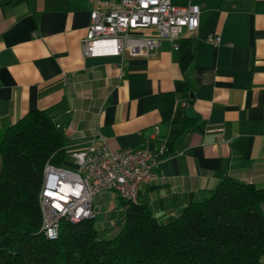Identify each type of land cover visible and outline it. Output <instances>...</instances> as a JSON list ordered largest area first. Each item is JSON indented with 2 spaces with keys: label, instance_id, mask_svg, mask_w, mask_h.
Here are the masks:
<instances>
[{
  "label": "crops",
  "instance_id": "obj_1",
  "mask_svg": "<svg viewBox=\"0 0 264 264\" xmlns=\"http://www.w3.org/2000/svg\"><path fill=\"white\" fill-rule=\"evenodd\" d=\"M192 1L200 25L179 49L89 56L97 0H0V132L39 109L64 126L69 154L100 138L112 151L164 148L139 193L161 221L228 176L264 190V0Z\"/></svg>",
  "mask_w": 264,
  "mask_h": 264
},
{
  "label": "trees",
  "instance_id": "obj_2",
  "mask_svg": "<svg viewBox=\"0 0 264 264\" xmlns=\"http://www.w3.org/2000/svg\"><path fill=\"white\" fill-rule=\"evenodd\" d=\"M67 148L64 126L46 110L0 132V264H261L264 190L229 176L168 221L147 202L118 194L123 217L111 236L96 228L94 216L62 222L58 238L47 239L39 201L44 167L65 165Z\"/></svg>",
  "mask_w": 264,
  "mask_h": 264
},
{
  "label": "built area",
  "instance_id": "obj_3",
  "mask_svg": "<svg viewBox=\"0 0 264 264\" xmlns=\"http://www.w3.org/2000/svg\"><path fill=\"white\" fill-rule=\"evenodd\" d=\"M83 50L89 56H150L163 41L174 49L186 31L200 25L201 7L192 0H97ZM213 44L220 36L209 35ZM100 144L73 149L72 167L50 161L44 167L39 201L43 212L42 231L47 239H57L62 222L79 223L95 216L93 200L103 191H115L125 201L137 203L143 185L154 183L156 168L165 149H123L112 151Z\"/></svg>",
  "mask_w": 264,
  "mask_h": 264
},
{
  "label": "rangeland",
  "instance_id": "obj_4",
  "mask_svg": "<svg viewBox=\"0 0 264 264\" xmlns=\"http://www.w3.org/2000/svg\"><path fill=\"white\" fill-rule=\"evenodd\" d=\"M119 201L120 199L112 191H104L95 196L93 206L95 226L106 236H111L116 231L119 226V220L123 217L122 212H119L117 208L111 209V203L115 202L116 204L117 202L119 204Z\"/></svg>",
  "mask_w": 264,
  "mask_h": 264
},
{
  "label": "water",
  "instance_id": "obj_5",
  "mask_svg": "<svg viewBox=\"0 0 264 264\" xmlns=\"http://www.w3.org/2000/svg\"><path fill=\"white\" fill-rule=\"evenodd\" d=\"M193 102H190L189 103V107L187 108V115L188 116H192V117H194L195 116V113H194V109H193Z\"/></svg>",
  "mask_w": 264,
  "mask_h": 264
}]
</instances>
